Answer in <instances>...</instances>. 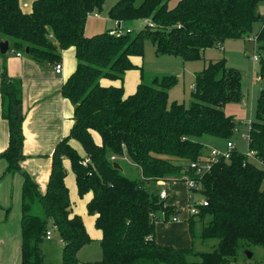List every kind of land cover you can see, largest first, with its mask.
Instances as JSON below:
<instances>
[{"label":"trees","instance_id":"1","mask_svg":"<svg viewBox=\"0 0 264 264\" xmlns=\"http://www.w3.org/2000/svg\"><path fill=\"white\" fill-rule=\"evenodd\" d=\"M260 1L178 0L170 7V0H118L108 16L121 33L111 28L88 35V16L103 10L106 0H33L30 11L23 10L20 0H0V37L10 41V49L41 64H56L63 50L74 48L77 59L62 88L75 106V122L53 153L45 192L21 165L26 158L22 80L7 69L1 74L2 115L9 125L8 147L0 152L7 161L2 178L16 171L24 177L22 264L44 263L42 243L50 221L64 242L63 264H231L243 250L264 247V168L237 147L229 159L220 158L202 176L190 165L208 159V138L233 141L238 123L225 106L244 98L241 72L225 58L210 60L196 74L189 104L169 105L174 74L154 75L146 82L141 69L142 81L129 95L123 84L126 72L138 67L132 57L143 58L147 40L157 54L198 59L206 47L249 36L255 22H264ZM139 22L145 25L134 33L128 24ZM255 40L263 77L264 25ZM106 78L122 83L104 85ZM93 130L100 134V144ZM248 134L249 150L264 165V88ZM71 139L81 143L85 156ZM65 158L71 161L80 196L93 193L87 209L103 232L99 260L82 261L78 256L93 239L82 216L73 213ZM185 175L198 181L199 193L208 201L197 214L200 234L196 218L189 223L194 243L201 239L210 250L199 251L194 244L176 248L156 240L157 214L170 215L175 208L152 186Z\"/></svg>","mask_w":264,"mask_h":264},{"label":"crops","instance_id":"2","mask_svg":"<svg viewBox=\"0 0 264 264\" xmlns=\"http://www.w3.org/2000/svg\"><path fill=\"white\" fill-rule=\"evenodd\" d=\"M20 1L24 11L31 10L33 0ZM114 26L115 24H112V20L109 19L106 30L114 28ZM128 27L132 28V25L128 24ZM7 53L3 54L5 56L0 54V86L2 82L1 74L4 69H7L10 76L20 78L23 85V106L26 112L24 121L26 137L24 154L26 158L21 161V165L38 183L40 190L45 192L51 173L53 153L59 142L69 135L75 122V106L62 92L64 82L76 68L75 50L69 48L62 51L61 61L57 62L63 65L62 73L56 72L55 65L57 63L41 64L28 54L14 49H9ZM132 60L138 67L126 72L123 83L126 95L133 93L142 81L141 69L144 64V57L133 56ZM121 83V80L102 79L104 85H120ZM92 134L95 141L100 144L102 142L100 134L94 130ZM216 142H218V139L208 138L206 140V155L210 154L209 148L217 146L213 145ZM8 143L9 125L2 115L0 93V152L8 147ZM70 143L82 156L86 155L79 141L71 139ZM64 166L67 170L65 180L73 204V213L82 216L93 241L100 243L103 232L95 225L96 215L89 214L87 209V204L92 199L93 193L88 192L84 196H80L76 175L68 158L64 159ZM6 167L7 161L0 158V264H22V185L24 177L16 171L8 173L2 178ZM156 185L165 187L164 189L167 192V197L164 198L166 205L175 208V211L170 215H167L165 211L157 214L155 235L157 242L163 245H172L176 248L190 247L193 244L196 247L197 241L195 243L193 241L189 219L195 217L199 229H201V221H199L198 215H190L186 206L192 190L185 181L166 182L158 180ZM193 191L199 192L198 189ZM175 215L180 217L179 221L170 220ZM49 227L52 236L51 238L45 237L50 242L43 241L42 243L44 254L50 252L54 232H58L51 221ZM59 238L62 252L64 242L61 236ZM200 244L202 245V243ZM78 256L82 261H95L102 258V255L94 257L87 254L81 257L82 254H78ZM43 264H46L45 258Z\"/></svg>","mask_w":264,"mask_h":264},{"label":"rangeland","instance_id":"3","mask_svg":"<svg viewBox=\"0 0 264 264\" xmlns=\"http://www.w3.org/2000/svg\"><path fill=\"white\" fill-rule=\"evenodd\" d=\"M117 1L118 0H106L103 10L99 12L100 17H96L92 14L88 16L86 22V34L92 35L106 31V28L109 25L108 10ZM177 2L178 0H170V7H173ZM258 11L264 14V0L260 1ZM112 24H115L114 20H112ZM136 24V26L135 24H132L134 33L139 31L145 25L142 22ZM263 25L264 22L259 20L254 23L253 30L249 36L246 35L242 38L227 39L219 46L206 47L203 50L201 57L198 59L184 60L180 56L157 54L154 44L150 40H147L145 42L143 55L144 64L142 68L145 81L149 82L151 77L154 75H176L177 81L170 89L169 105H171L174 101L189 104L193 97L196 74L202 71L204 67L208 65L210 60L225 58L229 66L236 67L242 74L244 98L241 102L228 103L225 106V110L227 113L234 115L238 123L239 131H236V134L232 137L236 147L243 152H247L249 149V138L247 137V134L250 122L255 117L257 99L261 90L264 88V76L261 77L260 74V60L256 61L254 59V54H260L255 37ZM126 27L127 25H124V30ZM113 29L117 31L115 26ZM203 138L204 137H202L201 140ZM226 144L227 140L218 138V142L213 145H217L216 147L223 149ZM208 151H211V148H209ZM257 165L264 168V165L261 163H257ZM19 175L21 176V173ZM156 184L157 183H154L152 186L156 192H160L165 188L164 186ZM262 189H264V181ZM201 199H203V195L198 191H195L194 198H189L188 200L186 205L187 209L189 206ZM195 230L200 234L201 231H199L200 229L197 225ZM59 235V232H54V236L51 240L52 247L50 248V252L45 253L46 264H62V249L60 248L61 243H59ZM44 242L50 241L44 239ZM201 242V239L197 241V250L201 251L211 249L210 247L207 249L203 247L200 244ZM214 242L217 241L214 240ZM250 251L253 252L254 257L247 258L243 250L240 257H238L233 264H264V247L256 246ZM78 254H82L81 257H84L87 254L99 257L102 255V247L98 241H91L81 247Z\"/></svg>","mask_w":264,"mask_h":264},{"label":"built area","instance_id":"4","mask_svg":"<svg viewBox=\"0 0 264 264\" xmlns=\"http://www.w3.org/2000/svg\"><path fill=\"white\" fill-rule=\"evenodd\" d=\"M92 15L96 16V17H99L100 14L95 12V13H92ZM151 26H153V23H150ZM128 31H131V29H128ZM112 33H115L117 35H119L121 33L120 30L117 29L116 30H112L111 31ZM20 55V53H18ZM254 59L257 61V60H260V55L259 54H255L254 55ZM55 70L57 73H62V70H63V65L61 63H57L55 65ZM236 131H239V129H236ZM247 137L249 138V134H247ZM236 148V145H235V142L234 141H228L227 142V146L224 148V149H220L218 147H213L211 148V151H210V154L208 156V159L204 160V161H195V162H192L190 165L192 168L195 169L196 171V174L199 175V176H202L205 172H207L208 170H210V168L212 167L213 163L219 161L220 158L224 157L225 159H229L231 154H232V150ZM247 154L249 156V158L252 160V161H255V162H258V163H261L259 162L254 153L252 151H250L248 149L247 151ZM111 159H115V157H111ZM88 158H85L84 159V163L86 164L88 162ZM183 181L186 182L187 186L190 188V190H192V192L190 193V196L189 198H194V189H199V183L196 179L192 178V177H189L187 175H185L183 177ZM160 195H161V198L164 199L167 197V192L166 190H162L160 192ZM208 204V201L206 200V198H203L202 200L200 201H196L193 205L189 206L187 211L189 212L190 215H197L200 211V206H206ZM170 220L172 221H179L180 220V217L175 215L173 217L170 218ZM52 236V231L50 230H47V233H46V237L47 238H51Z\"/></svg>","mask_w":264,"mask_h":264},{"label":"water","instance_id":"5","mask_svg":"<svg viewBox=\"0 0 264 264\" xmlns=\"http://www.w3.org/2000/svg\"><path fill=\"white\" fill-rule=\"evenodd\" d=\"M9 49H10V41L4 37H0V52H1V54H6ZM27 50H28V48H27ZM115 166H118V164H115ZM244 254L248 258L253 257V252L250 250H244Z\"/></svg>","mask_w":264,"mask_h":264}]
</instances>
